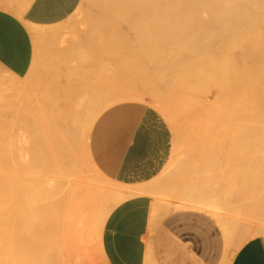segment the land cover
<instances>
[{
  "label": "rangeland",
  "instance_id": "rangeland-1",
  "mask_svg": "<svg viewBox=\"0 0 264 264\" xmlns=\"http://www.w3.org/2000/svg\"><path fill=\"white\" fill-rule=\"evenodd\" d=\"M8 2L0 0V9ZM114 13L82 0L65 22L39 29L50 36L33 39L35 68L20 91L12 88L20 82L0 69V126L24 140L27 163L37 148L49 157L48 165L25 170L0 166V264H232L242 246L264 236V111L261 105L248 113L207 106L175 134L173 157L158 177L142 185L117 184L91 156L94 126L107 108L122 101L110 93L132 88L145 93L147 104L158 102L161 79L175 61L157 56L154 64L147 62L140 27L115 19ZM206 27L186 32L206 38ZM258 32L260 39L238 46L227 36L213 41L236 58L251 86V75L264 71V25ZM143 63L148 71L155 65L160 69L148 85L142 80ZM254 86L261 90L259 81ZM62 106L103 110L89 135L76 141L74 169L53 157L50 117ZM240 118L244 122L237 124ZM203 129L212 131L207 140L199 137ZM153 183L164 189L122 203L114 198ZM191 190L198 194L190 197ZM31 194L40 197L35 214L49 203H65L58 226H47L59 256L55 262L39 260L45 249L40 242L26 255L22 213L29 222L34 216L25 202ZM12 195L19 204L4 205ZM17 253L21 262L13 256Z\"/></svg>",
  "mask_w": 264,
  "mask_h": 264
},
{
  "label": "crops",
  "instance_id": "crops-1",
  "mask_svg": "<svg viewBox=\"0 0 264 264\" xmlns=\"http://www.w3.org/2000/svg\"><path fill=\"white\" fill-rule=\"evenodd\" d=\"M81 1L27 0L16 13L0 9V66L20 79L27 77L34 64L28 26H58L77 11ZM133 90L111 93L122 101L101 114L90 147L100 171L125 186L148 183L165 170L174 153L173 127L197 111L213 106L248 113L260 105L264 111L260 90L251 87L235 64L219 58L183 65L156 104H147L145 93ZM137 96L144 101L134 99ZM232 264H264V236L242 246Z\"/></svg>",
  "mask_w": 264,
  "mask_h": 264
},
{
  "label": "bare ground",
  "instance_id": "bare-ground-1",
  "mask_svg": "<svg viewBox=\"0 0 264 264\" xmlns=\"http://www.w3.org/2000/svg\"><path fill=\"white\" fill-rule=\"evenodd\" d=\"M26 1L10 0V3L8 2L1 8L16 13L19 6ZM91 2L94 7L115 12L113 14L115 19L123 20L126 18L140 27L139 43L142 56L148 59L146 60L147 62L152 61L154 64L157 56L162 61L165 59L175 61L173 66L169 67L167 74L161 79L163 92L168 87L174 74L188 62L207 57L223 59L233 64L236 62V58L231 53L221 49L218 43H213L214 39L218 42L221 37L225 38L227 36L233 43H238L236 45L238 46L243 41H251L253 38L260 39L261 35L258 31L264 25V0H91ZM132 10H139L141 14H133ZM204 19L206 20V25L204 24ZM149 27L152 28L150 29L151 32ZM190 27H197L198 29L208 28L207 37L197 39L196 36L186 32V29ZM43 28L45 27L28 26L34 40L50 36L39 30ZM212 28L215 30H212ZM158 46L160 51H157ZM127 66L128 63H125L123 68ZM131 66L138 69V65L135 63L131 64ZM34 68L35 63L29 75H31ZM0 69L14 81L20 82L13 84V90L20 91L24 88L29 75L20 79L1 66ZM142 70L144 85H148L151 81V76L160 74V69L156 65L152 71H148L143 63ZM251 76L253 86L258 81L261 83L260 92L264 96V71L261 74H252ZM253 86L251 87L255 89V86ZM137 97H134V99H143V97ZM112 99L115 100L113 96ZM157 105L163 111L162 104L158 103ZM102 112L103 110L101 111L100 107L94 106L83 108L62 106L51 113L53 157L56 161L61 162L62 165L70 169H74L77 166V158L74 155L76 141L79 137L84 140L89 135L95 118L99 117ZM191 117L174 126V133L178 134L181 130L189 128L192 122ZM243 120L241 118L238 119L237 124L244 122ZM211 133L210 129H203L199 132V137L201 140H207ZM22 143L24 144V140L21 137L16 136L13 131L8 132L4 129V126H0L1 167L25 170L29 167L49 164L48 155L44 152H39L38 148L33 150L32 157L27 163L23 154V150L27 149L25 145L22 149ZM163 189V185L153 183L129 193H115L114 198L117 203H122L127 199L138 200L143 194L155 193ZM196 191L191 190L189 196L197 195ZM45 198L47 199V196ZM39 199L40 197L36 194H31L25 199L31 213H34V216L29 219L30 222L26 219L25 214L22 213L25 226L24 237L29 250L26 255L31 253L32 250L30 248L40 242V244H45V249L39 252V260L55 262L59 256L56 249L51 245L54 236L51 235L52 233L47 226L49 224L58 226L60 215H62L60 213H62L65 203H49L47 209H40V213L35 214L39 210ZM19 202V198L12 195L6 197L3 204L14 206L19 204ZM157 204L156 201L151 203V205ZM12 237V235L8 236L9 240ZM13 256L18 262L22 261L20 254L17 253ZM25 262L31 263L28 259Z\"/></svg>",
  "mask_w": 264,
  "mask_h": 264
}]
</instances>
